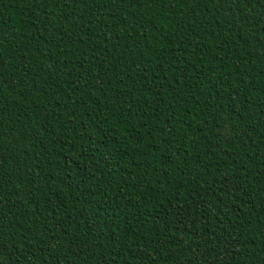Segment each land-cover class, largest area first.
<instances>
[{"label": "trees", "instance_id": "16d2710c", "mask_svg": "<svg viewBox=\"0 0 264 264\" xmlns=\"http://www.w3.org/2000/svg\"><path fill=\"white\" fill-rule=\"evenodd\" d=\"M0 264H264V0H0Z\"/></svg>", "mask_w": 264, "mask_h": 264}]
</instances>
